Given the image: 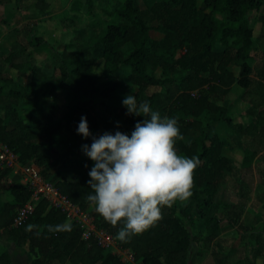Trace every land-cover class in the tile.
<instances>
[{"label": "trees", "instance_id": "obj_1", "mask_svg": "<svg viewBox=\"0 0 264 264\" xmlns=\"http://www.w3.org/2000/svg\"><path fill=\"white\" fill-rule=\"evenodd\" d=\"M41 3L48 7L45 0ZM263 5V0H143V5L125 0L99 12L88 0L93 26L76 52L64 56L59 74L45 73L36 60L37 49L45 43L38 25L45 20L23 26L16 30L14 44L0 54L6 66L0 71V144L11 149L23 166L36 165L45 180L93 219L98 230L116 239L124 222L112 226L86 201L94 161L82 145L90 146L92 137L84 139L77 133L81 117H86L92 136L101 135L94 102L84 98L109 100L107 115H112L110 104L117 105L109 93L116 86L100 91L97 68L102 65L103 78L124 77L138 103L148 101L162 117L177 119V153L199 161L192 195L162 208V219L144 233L127 242L116 239L118 247L132 253L134 264H193L198 255L200 262L211 257L214 264H258L264 256V230L245 228L249 241L242 250L236 238L224 237V218L240 219L247 203L219 200L232 163L215 130L225 125L246 140L242 166L252 168L264 150V60L258 64L255 55L256 45L264 44V18L251 15ZM235 85L243 89L240 99L249 105L250 123H237L224 105ZM59 92L66 93L62 108L55 102ZM116 108L117 124L113 118L101 120L104 133L120 131L130 137L136 123L145 118L126 114L123 104ZM71 168L77 170V179ZM30 198L20 176L0 164V264H13L10 245L19 250L27 245L32 264H126L95 238L84 240L75 222H69L71 232L49 231V226L67 219L44 199L16 226L17 214ZM193 215L204 231L197 236L185 224ZM198 243L208 256L195 251Z\"/></svg>", "mask_w": 264, "mask_h": 264}, {"label": "rangeland", "instance_id": "obj_2", "mask_svg": "<svg viewBox=\"0 0 264 264\" xmlns=\"http://www.w3.org/2000/svg\"><path fill=\"white\" fill-rule=\"evenodd\" d=\"M0 1V54L10 48L17 40L18 33L16 30L25 25L36 24L39 20L44 19L45 21L41 22L38 27L39 35L45 40V43L37 49L36 60L39 67L47 74H51L53 71H57V74L61 72L64 56L76 52L77 46L86 41L93 26V18L88 12V0H45L48 7H45L41 0H25L20 3L15 2L16 0L11 2L8 0ZM91 1L96 7V11L101 12L102 9L111 10L113 7L121 5L125 0ZM139 4L143 5V0H139ZM251 17L253 19L264 18V5L258 13H253ZM251 24L255 25V21H251ZM256 31L258 33V26ZM255 55L257 63L262 64L264 44L256 45ZM67 64H71V61ZM5 67L0 59V71ZM97 73L101 92L116 86L115 90L109 91V93L113 98H117V105L120 106L126 96L135 94V90L124 77L106 80L103 78L102 65L98 66ZM242 92V88L237 85L233 86L231 94L224 101V105L230 107V113L237 123H250L247 116L249 105L240 99ZM65 94V92H59L56 97L57 100L55 99L56 106L59 108L64 106ZM84 100H93L94 102V115L100 124L101 135L104 134L102 118L109 121H112L113 118V124L118 123L119 114L116 104H110L112 115H107L105 103L109 104V100L98 96L86 97ZM215 132L225 142L224 154L230 158L232 163V171L221 184L219 200L224 204L247 203L240 219L228 220L225 217L223 221L224 237L236 238L239 250H242L246 242L249 241L248 235L244 234L245 228L251 229V232L264 230V150L259 153L252 168L246 169L242 166L244 154L241 149L246 140L225 125H218ZM70 172H73V179L78 178L79 174L76 169L71 168ZM185 224L195 236L204 232L201 231L199 221L194 215L185 220ZM262 241L264 243V236ZM197 248L195 250L197 253L202 252L208 256L209 251L203 249L202 244L198 243ZM17 253H21V251L13 250L14 255ZM199 257V255L193 257V264H214L211 257L201 262L197 260ZM122 260L124 263L131 264L124 256ZM258 264H264V256L258 259Z\"/></svg>", "mask_w": 264, "mask_h": 264}, {"label": "clouds", "instance_id": "obj_3", "mask_svg": "<svg viewBox=\"0 0 264 264\" xmlns=\"http://www.w3.org/2000/svg\"><path fill=\"white\" fill-rule=\"evenodd\" d=\"M122 104L126 114L145 118L136 123L130 137L120 131L92 136L86 117H81L77 133L84 139L92 137L90 146L82 145L84 154L94 161L86 201L112 226L123 221L116 239L127 242L161 220L162 208L192 195L199 161L177 153V119L162 117L148 101L138 103L135 95L126 96ZM49 231L71 232L72 225L66 221L49 226Z\"/></svg>", "mask_w": 264, "mask_h": 264}, {"label": "built area", "instance_id": "obj_4", "mask_svg": "<svg viewBox=\"0 0 264 264\" xmlns=\"http://www.w3.org/2000/svg\"><path fill=\"white\" fill-rule=\"evenodd\" d=\"M0 164L12 170L13 174L19 175L22 184L31 191L30 200L17 214L15 219L16 226H21L26 218L33 213L39 200L44 199L48 201L50 206L64 212L67 222H75L80 226L84 240L93 237L100 246L112 249L121 257V260L124 256L131 264L135 263L129 250L119 248L114 237L103 230H98L94 225L93 219L88 214L83 213L77 206L71 204L66 197L62 196L53 183L45 180L36 165L23 166L17 155L3 144H0Z\"/></svg>", "mask_w": 264, "mask_h": 264}, {"label": "crops", "instance_id": "obj_5", "mask_svg": "<svg viewBox=\"0 0 264 264\" xmlns=\"http://www.w3.org/2000/svg\"><path fill=\"white\" fill-rule=\"evenodd\" d=\"M13 175H15V174H13ZM20 183L22 184L21 180H20ZM13 250H19V249L10 245V251H11V254L13 256V264H32L33 257L28 252V246L27 245L22 250H19V251H21V253H17L14 255Z\"/></svg>", "mask_w": 264, "mask_h": 264}]
</instances>
